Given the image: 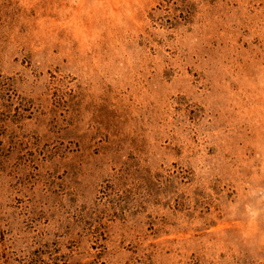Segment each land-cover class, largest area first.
Masks as SVG:
<instances>
[{"label":"rangeland","instance_id":"obj_1","mask_svg":"<svg viewBox=\"0 0 264 264\" xmlns=\"http://www.w3.org/2000/svg\"><path fill=\"white\" fill-rule=\"evenodd\" d=\"M0 264H264V0H0Z\"/></svg>","mask_w":264,"mask_h":264}]
</instances>
